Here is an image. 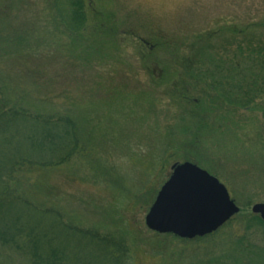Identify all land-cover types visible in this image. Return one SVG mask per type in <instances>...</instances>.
Instances as JSON below:
<instances>
[{"label": "rangeland", "instance_id": "1", "mask_svg": "<svg viewBox=\"0 0 264 264\" xmlns=\"http://www.w3.org/2000/svg\"><path fill=\"white\" fill-rule=\"evenodd\" d=\"M53 2L0 0V82L27 87L46 109L74 105L86 149L43 173V187L68 220L128 244L134 264L207 261V240L158 234L145 217L184 161L218 177L240 206L231 234L244 233L264 202V97L235 108L189 71L194 62L208 71L204 51L264 48V0H87L77 39L58 25ZM253 232L264 240L263 227Z\"/></svg>", "mask_w": 264, "mask_h": 264}, {"label": "trees", "instance_id": "2", "mask_svg": "<svg viewBox=\"0 0 264 264\" xmlns=\"http://www.w3.org/2000/svg\"><path fill=\"white\" fill-rule=\"evenodd\" d=\"M53 1L58 25L79 38L89 25L87 0ZM202 56L208 57V71L200 73L194 62L190 73L208 77L210 88L229 105L249 110L264 97V48L238 47L229 56L208 50ZM6 88L0 84V264H134L131 248L122 239L68 220L60 200L40 179L85 156L76 107L46 109L27 90ZM248 221L244 233L236 235L225 230L230 220L204 237L169 235L185 242L208 241V260L186 264H264V240L253 232L264 228V221L256 214Z\"/></svg>", "mask_w": 264, "mask_h": 264}, {"label": "water", "instance_id": "3", "mask_svg": "<svg viewBox=\"0 0 264 264\" xmlns=\"http://www.w3.org/2000/svg\"><path fill=\"white\" fill-rule=\"evenodd\" d=\"M240 212L228 188L218 177L191 161L176 163L151 205L145 222L160 234L183 239L204 237ZM264 221V202L252 206Z\"/></svg>", "mask_w": 264, "mask_h": 264}]
</instances>
